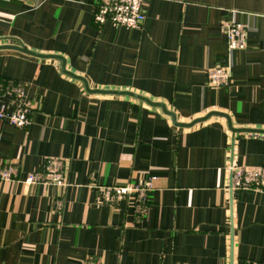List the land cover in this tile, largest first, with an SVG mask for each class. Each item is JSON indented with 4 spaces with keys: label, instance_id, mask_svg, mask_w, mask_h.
<instances>
[{
    "label": "crops",
    "instance_id": "0c3cea01",
    "mask_svg": "<svg viewBox=\"0 0 264 264\" xmlns=\"http://www.w3.org/2000/svg\"><path fill=\"white\" fill-rule=\"evenodd\" d=\"M99 0H0V45L61 55L91 88L129 90L178 121L211 111L264 129V0H148L144 25L94 23ZM247 25V48L228 51L223 25ZM59 59L0 49V84L31 103L32 124L0 121V264H264V193L230 189V164L264 167V135L212 116L176 126L161 107L104 95ZM231 67L229 87L207 71ZM3 103L10 102L5 95ZM65 160L68 186L27 183L46 159ZM152 180L111 204L96 186Z\"/></svg>",
    "mask_w": 264,
    "mask_h": 264
},
{
    "label": "built area",
    "instance_id": "2783aa9c",
    "mask_svg": "<svg viewBox=\"0 0 264 264\" xmlns=\"http://www.w3.org/2000/svg\"><path fill=\"white\" fill-rule=\"evenodd\" d=\"M148 0H99L95 4L94 23L102 27L106 23L114 26H124L128 29L141 28L146 19L145 6ZM227 36L228 51H241L246 49L247 25L235 20H228L223 25ZM208 84L214 88L229 87L233 80L230 65L218 64L207 71ZM5 95L10 96L8 104L2 102ZM31 103L23 98L22 92L17 87L0 84V121L8 122L20 129H27L32 124ZM232 173L231 186L234 194L243 191H255L264 193V167H248L230 164ZM67 165L65 160L57 157L46 159L45 169L42 172H33L28 175L27 183L48 184L58 187L68 186L66 178ZM17 167L7 165L0 171V180H15ZM105 193L104 201L111 204L113 200H120L135 195L137 207L147 205L149 195L154 190L151 179L145 182L130 183L125 186L101 185L96 186ZM83 264H101L99 260L85 261Z\"/></svg>",
    "mask_w": 264,
    "mask_h": 264
},
{
    "label": "water",
    "instance_id": "95a60500",
    "mask_svg": "<svg viewBox=\"0 0 264 264\" xmlns=\"http://www.w3.org/2000/svg\"><path fill=\"white\" fill-rule=\"evenodd\" d=\"M0 49H13V50H18L33 56H37L40 58H45V59H59L63 62L62 64V70L64 71L65 74L69 75L70 77H73L75 79H78L80 81H82L86 87V90L88 92L91 93H96V94H104V95H128L140 100H143L145 102H147L148 104L155 106V107H161L163 109V111L169 115L173 121V123L176 126H180V127H192L195 126L198 123L204 122L206 120H208L209 118H211L212 116H221L226 118L227 123H228V128L231 131V133L235 136V134L238 133H251V134H260V135H264V129L262 128H249V127H234L231 117L229 116V114L222 112V111H211L209 113H207L205 116L203 117H199L197 119L192 120L191 122H181L178 121L177 115L168 110L166 105L160 102H154L152 100H150L149 98L139 95L137 93H134L132 91L129 90H117V89H100V88H91L89 86L88 81L80 76V75H76L75 73L68 71L66 69V60L63 56L61 55H56V54H44V53H40V52H36L33 50H30L29 48H27L24 45H15V44H11V43H6V44H1L0 45Z\"/></svg>",
    "mask_w": 264,
    "mask_h": 264
}]
</instances>
